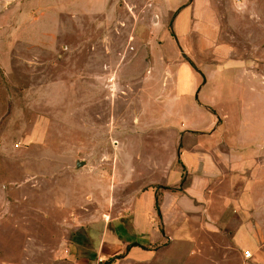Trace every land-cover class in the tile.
<instances>
[{
    "label": "rangeland",
    "instance_id": "1",
    "mask_svg": "<svg viewBox=\"0 0 264 264\" xmlns=\"http://www.w3.org/2000/svg\"><path fill=\"white\" fill-rule=\"evenodd\" d=\"M198 137L264 142V0H0V264L90 253ZM248 176L225 173L202 218L168 230V261L264 264V242L254 256L231 235Z\"/></svg>",
    "mask_w": 264,
    "mask_h": 264
},
{
    "label": "crops",
    "instance_id": "2",
    "mask_svg": "<svg viewBox=\"0 0 264 264\" xmlns=\"http://www.w3.org/2000/svg\"><path fill=\"white\" fill-rule=\"evenodd\" d=\"M213 122L209 119L208 126H212ZM204 135L199 133L200 137ZM198 139L193 148L182 149L178 155L177 160L187 174L184 185L181 186L180 165L172 166L167 175V185L159 190L160 193L152 189L140 193L134 201L133 212L114 219L113 233L96 236L90 253H82L71 264H105L113 257L118 258L108 264H172L163 255L164 250L168 249L161 248L168 238V230L202 218L204 210L214 202V197L210 195L214 184L230 172L250 176L239 193L227 197L228 202L239 207L243 219L232 229V239L237 247L244 246L254 256L261 255L264 197L257 188L263 186L264 182L257 177L258 173L264 171V142L255 145L254 149H242L243 133L238 134L237 138L241 147H233L225 142L215 146L213 142ZM206 220L205 225L213 229L212 213L206 215ZM251 258L246 259L243 255L240 264H261V261L255 263ZM223 263L221 259L220 264Z\"/></svg>",
    "mask_w": 264,
    "mask_h": 264
},
{
    "label": "water",
    "instance_id": "3",
    "mask_svg": "<svg viewBox=\"0 0 264 264\" xmlns=\"http://www.w3.org/2000/svg\"><path fill=\"white\" fill-rule=\"evenodd\" d=\"M181 55L185 59V61H187L189 63V65L194 69V71H196L201 76V78H202L201 86H202L205 83V77H204L203 73L201 72V70L195 65V63L193 61H191V59L185 53H182ZM199 88L197 89V91L195 93V98H197ZM79 166H81V163L77 162L76 167H79Z\"/></svg>",
    "mask_w": 264,
    "mask_h": 264
},
{
    "label": "built area",
    "instance_id": "4",
    "mask_svg": "<svg viewBox=\"0 0 264 264\" xmlns=\"http://www.w3.org/2000/svg\"><path fill=\"white\" fill-rule=\"evenodd\" d=\"M66 254H68V251H66ZM244 257H245L246 259L250 258V257H251V253H250L249 251H245V252H244Z\"/></svg>",
    "mask_w": 264,
    "mask_h": 264
},
{
    "label": "trees",
    "instance_id": "5",
    "mask_svg": "<svg viewBox=\"0 0 264 264\" xmlns=\"http://www.w3.org/2000/svg\"><path fill=\"white\" fill-rule=\"evenodd\" d=\"M156 209H158V207L156 206ZM118 257H113L111 259H109L108 261H106L105 264H108L109 262H112L113 260L117 259Z\"/></svg>",
    "mask_w": 264,
    "mask_h": 264
}]
</instances>
